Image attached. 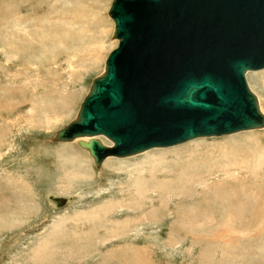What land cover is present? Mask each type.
I'll return each instance as SVG.
<instances>
[{"label":"rangeland","instance_id":"rangeland-1","mask_svg":"<svg viewBox=\"0 0 264 264\" xmlns=\"http://www.w3.org/2000/svg\"><path fill=\"white\" fill-rule=\"evenodd\" d=\"M112 2L0 0V264H264V129L99 169L53 143L118 44ZM247 80L264 113V70ZM162 152L178 177L142 195L145 155ZM54 194L75 201L56 210Z\"/></svg>","mask_w":264,"mask_h":264},{"label":"water","instance_id":"water-1","mask_svg":"<svg viewBox=\"0 0 264 264\" xmlns=\"http://www.w3.org/2000/svg\"><path fill=\"white\" fill-rule=\"evenodd\" d=\"M109 16L118 44L53 142L90 138L78 145L99 169L108 157L264 129L247 81L264 69V0H113Z\"/></svg>","mask_w":264,"mask_h":264},{"label":"bare ground","instance_id":"bare-ground-1","mask_svg":"<svg viewBox=\"0 0 264 264\" xmlns=\"http://www.w3.org/2000/svg\"><path fill=\"white\" fill-rule=\"evenodd\" d=\"M116 40V39H115ZM264 70V69H263ZM260 71H262V70H260ZM252 72H257V71H252ZM249 73H251V72H249ZM248 73V74H249ZM248 81V80H247ZM250 87V86H249ZM259 103H260V101H259ZM260 108H261V105H260ZM261 111H262V109H261ZM263 112V111H262ZM252 131H258V130H252ZM247 132V131H246ZM248 132H250V131H248ZM240 133V132H239ZM96 138H98L99 140H101L102 142H103V140H102V138H106L105 136H99V137H96ZM214 138V137H213ZM90 138H82V139H76L75 141H73V142H58V144L60 143V144H67V143H78L79 142V140H85V141H88ZM109 140V139H108ZM110 141V140H109ZM192 141V140H191ZM111 142V141H110ZM53 143H57V142H53ZM103 144H105L104 142H103ZM185 144V143H184ZM106 145V144H105ZM181 145V144H180ZM107 146H112V142H111V145H107ZM178 146V145H177ZM83 149V148H82ZM155 149H160V148H155ZM153 150V149H152ZM86 152H88L87 150H85ZM150 151V150H149ZM147 152V151H146ZM89 153V152H88ZM187 153V152H186ZM168 153H164V152H162V153H159V154H157V155H155L154 157H151L152 155L150 154V153H147L146 155H145V157H146V160H149V162L147 163V164H144V165H147L148 167H143V168H139V169H142V172L141 173H139L138 175H136V186L138 187V189H139V191H140V193L142 194V195H145V194H147L148 192H151L152 191V187H150L151 186V182H153V184H156V183H158V185H161V186H163V187H166L167 189H168V187L170 186V185H174V181H176V180H174L175 178L174 177H178V174L177 173H175V168H173V167H171L166 161H167V159H166V155H167ZM89 155H90V153H89ZM183 155H184V153H183ZM194 155V154H193ZM91 156V155H90ZM192 156V155H191ZM193 157V156H192ZM158 158H160V159H158ZM164 162V164L165 165H167V166H165V167H162L161 168V171L160 172H158V166H156L155 164L156 163H159L160 165H163V162ZM104 163V162H103ZM167 168V169H166ZM101 170V169H100ZM149 170V173L151 174V176H152V180H150L149 178H147L148 176H146L145 175V172H147ZM228 170V169H227ZM164 178V180L163 181H160L159 179L160 178ZM80 178V177H79ZM67 180V179H66ZM77 180V179H76ZM174 180V181H173ZM179 180V179H178ZM177 180V181H178ZM181 181V180H180ZM68 182H69V179H68ZM169 182H172L170 185H168L169 184ZM180 184H181V182H180ZM168 185V186H167ZM144 187L146 188V190L144 189ZM150 188V189H149ZM159 188H162V187H159ZM170 191V190H169ZM154 192H156V191H154ZM55 195V194H54ZM56 197H58V198H64V197H61V196H57V195H55ZM151 196H153V193H152V195ZM156 197H158V195L156 194L155 195ZM67 201H68V204H66L65 206H63L64 208L65 207H67V205H69L70 203H72V202H74L75 201V198L74 197H69V198H65ZM49 202H51V204L53 205V207L56 209V210H60V208H63V207H57V205L54 203V202H52V200H49Z\"/></svg>","mask_w":264,"mask_h":264}]
</instances>
